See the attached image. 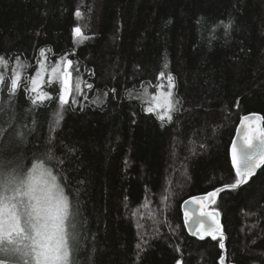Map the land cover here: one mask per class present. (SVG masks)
<instances>
[{"label":"trees","instance_id":"trees-1","mask_svg":"<svg viewBox=\"0 0 264 264\" xmlns=\"http://www.w3.org/2000/svg\"><path fill=\"white\" fill-rule=\"evenodd\" d=\"M0 57L24 66L14 95L10 72L0 84V151L25 171L39 158L58 178L77 214L72 264H264V167L219 192L215 239L190 237L181 211L234 183L239 119L264 118V0H0ZM63 59L79 93L61 108L59 82L46 79L51 99L34 106L25 86L40 61ZM162 70L179 101L163 122L133 96Z\"/></svg>","mask_w":264,"mask_h":264},{"label":"snow or ice","instance_id":"snow-or-ice-1","mask_svg":"<svg viewBox=\"0 0 264 264\" xmlns=\"http://www.w3.org/2000/svg\"><path fill=\"white\" fill-rule=\"evenodd\" d=\"M75 15L81 16L79 9ZM223 26L226 30L230 27L228 24ZM88 38L80 26L73 29V39L77 42H83ZM40 57H45V50L41 49ZM62 63L64 70L58 76L61 85L59 94L61 108L69 102L68 98L72 93L71 75L67 71L71 61L63 59ZM40 64L43 69V60ZM6 65L5 58L0 57V66ZM22 67L24 66L20 64L17 57V68ZM58 69L59 64L52 69L53 74H56ZM164 69H167V64L164 65ZM164 77L165 71L162 70L157 79ZM21 82L20 72L14 71L8 85L10 96L16 93ZM167 82V92L161 91L158 96L154 95L153 105L146 109L149 113L155 112L162 122L165 119L172 120L171 113L177 110L176 105L179 103L178 100H174L175 78L171 73L167 74ZM4 83V78L0 75V84ZM53 83L54 81L49 78L48 84ZM30 84V87L25 86V90L29 93L34 106L51 99L49 94L43 91L40 70L35 77L30 78ZM163 87L158 85V88ZM76 91H79V84L76 85ZM61 119L62 114L57 111L53 129L59 125ZM3 135L5 132L0 129V136ZM232 164L236 169L234 183L224 185L200 199L205 201L211 199L214 203V198L219 192L225 189H236L248 183L255 174V169L264 165V128L253 130V127L249 126L240 146L239 158L236 144H233ZM70 208L69 197L65 195L64 188L57 183V177L45 166L43 160L37 158L25 171L21 165L7 159L0 151V264H72L71 256L79 244V233L77 214ZM200 216L211 220L212 223L207 225V234L215 239V233L220 227L218 213L204 212L202 206ZM185 217L186 223L189 219H194L189 217L188 213H185ZM195 222L203 225L202 219ZM196 231L200 233L201 228H197ZM223 246L221 234L220 247L223 248ZM137 248H140L139 244ZM177 264L181 262L177 261Z\"/></svg>","mask_w":264,"mask_h":264},{"label":"water","instance_id":"water-1","mask_svg":"<svg viewBox=\"0 0 264 264\" xmlns=\"http://www.w3.org/2000/svg\"><path fill=\"white\" fill-rule=\"evenodd\" d=\"M246 117L247 119H244ZM249 126H252L253 130L255 128H264L263 116L259 113H247V114L242 115L239 119V122L235 128V132H234V135H233L230 147H229V157H230L232 168L234 169L235 173H236V169L233 167V164H232V147H233V144L235 143L237 147L238 158H239L240 146H241L243 137L249 130ZM253 142L255 143V141ZM263 167L264 165H262L258 169H255V174L252 177L256 176L257 173ZM213 191H210V192H213ZM210 192L191 196L187 198L181 205V211H182V217H183V223H184L185 230L190 237H193L198 240L213 239L212 235L207 234V225L212 223L211 220L208 217L200 216V210L202 206H203L204 212L215 211L218 213L217 219L219 221L220 227H219V231L215 233V236L217 237L220 233H222V219H221L220 211L218 209L211 208L213 204L216 202L219 193L214 198V201H215L214 203L211 201V199L207 201L200 199V198L207 196V194ZM185 213H188V216L194 217V219H189L188 223H186ZM201 219L203 220V225L197 224L195 222L196 220H201ZM197 228H201L200 233H197L196 231ZM201 236H203V238H201ZM220 264H236V263L227 262L225 259V256H223L220 260Z\"/></svg>","mask_w":264,"mask_h":264},{"label":"rangeland","instance_id":"rangeland-1","mask_svg":"<svg viewBox=\"0 0 264 264\" xmlns=\"http://www.w3.org/2000/svg\"><path fill=\"white\" fill-rule=\"evenodd\" d=\"M58 64H59L58 72L56 74H53L52 69L54 67H57ZM71 66H72V64H71ZM71 66L67 69V71L70 72V74H71V87H72V93L69 95V98L68 99H70L72 96H76L79 93L80 88H81V84H80L79 79L76 78L75 76H73V73L71 71ZM38 70L41 71V75H42V85L44 86V83H45L46 79H49V78H51L53 81L59 82L58 81V76H59V73L64 70V65H63L62 62H59V63L53 65L52 67H48L43 62V69H41V64H39V67H38L37 71ZM14 71H19L20 74H21V71L19 70V68H17V65H14L12 67H8L7 65L6 66H0V75H2V76H4L5 73L8 74L9 72L13 76ZM36 74H37V72H36ZM36 74H35V76H36ZM167 83H168L167 82V79H163V80L161 79L160 82L156 86L149 85V86L144 87L140 91L133 92V96L134 97H137L142 102H144L145 105H146V109H147L149 106H152L153 105L154 102L152 100V97L154 95H157L158 96L161 91H163L165 93L167 92V90H168L167 89ZM77 84H79V91L78 92L76 91V85ZM158 85H163L164 87L161 89V88H158ZM60 87H61V85H60ZM174 100H178L177 97L175 96V91H174ZM177 108H178V104L176 105V109ZM157 111H162V110L161 109H157ZM174 112L171 113L172 116H173ZM153 113L156 115L155 112H153ZM164 121H169V120L165 119ZM57 183L62 187V185L60 184L58 178H57ZM65 195H66V193H65ZM70 206H71V203H70ZM70 210L74 213L72 207L70 208Z\"/></svg>","mask_w":264,"mask_h":264}]
</instances>
